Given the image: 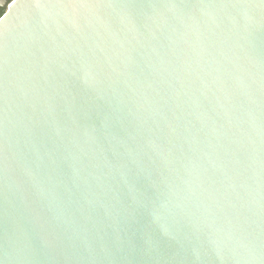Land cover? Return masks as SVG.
<instances>
[{
  "label": "water",
  "instance_id": "1",
  "mask_svg": "<svg viewBox=\"0 0 264 264\" xmlns=\"http://www.w3.org/2000/svg\"><path fill=\"white\" fill-rule=\"evenodd\" d=\"M1 17L0 264H264V0Z\"/></svg>",
  "mask_w": 264,
  "mask_h": 264
},
{
  "label": "flooded vegetation",
  "instance_id": "2",
  "mask_svg": "<svg viewBox=\"0 0 264 264\" xmlns=\"http://www.w3.org/2000/svg\"><path fill=\"white\" fill-rule=\"evenodd\" d=\"M13 0H0V17L5 12L6 7L12 2Z\"/></svg>",
  "mask_w": 264,
  "mask_h": 264
},
{
  "label": "snow or ice",
  "instance_id": "3",
  "mask_svg": "<svg viewBox=\"0 0 264 264\" xmlns=\"http://www.w3.org/2000/svg\"><path fill=\"white\" fill-rule=\"evenodd\" d=\"M14 3H15V0H14ZM0 19H2V17H0Z\"/></svg>",
  "mask_w": 264,
  "mask_h": 264
}]
</instances>
